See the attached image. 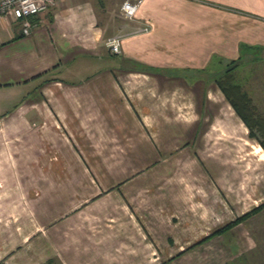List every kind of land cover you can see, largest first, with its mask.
I'll return each mask as SVG.
<instances>
[{
  "label": "crops",
  "instance_id": "crops-1",
  "mask_svg": "<svg viewBox=\"0 0 264 264\" xmlns=\"http://www.w3.org/2000/svg\"><path fill=\"white\" fill-rule=\"evenodd\" d=\"M123 1L0 16V258L264 264V207L220 229L264 201V148L215 80L256 62L264 0Z\"/></svg>",
  "mask_w": 264,
  "mask_h": 264
},
{
  "label": "trees",
  "instance_id": "trees-1",
  "mask_svg": "<svg viewBox=\"0 0 264 264\" xmlns=\"http://www.w3.org/2000/svg\"><path fill=\"white\" fill-rule=\"evenodd\" d=\"M238 61H231L228 64L227 69L222 71V75L215 79L216 84L221 89L236 114L243 121L247 129H249V134L255 135V130L260 132V134L263 136L260 140V143L264 148V117L257 113V110L253 105L249 95L242 90L239 84L234 81L232 70ZM262 207H264V201L245 213L237 216L235 219L231 220L220 229L229 227L232 223L244 219ZM0 264L8 263H6L3 258H0ZM162 264L167 263L163 262Z\"/></svg>",
  "mask_w": 264,
  "mask_h": 264
},
{
  "label": "built area",
  "instance_id": "built-area-1",
  "mask_svg": "<svg viewBox=\"0 0 264 264\" xmlns=\"http://www.w3.org/2000/svg\"><path fill=\"white\" fill-rule=\"evenodd\" d=\"M54 5V0H0V16L11 15L18 20L21 32L28 35L32 28L29 16L47 10ZM138 3L135 0H124L120 6L121 15L131 19L135 16ZM121 40L118 37H111L106 44L111 53L120 52Z\"/></svg>",
  "mask_w": 264,
  "mask_h": 264
},
{
  "label": "rangeland",
  "instance_id": "rangeland-1",
  "mask_svg": "<svg viewBox=\"0 0 264 264\" xmlns=\"http://www.w3.org/2000/svg\"><path fill=\"white\" fill-rule=\"evenodd\" d=\"M242 54L239 55V58H242L245 61L247 55H258L256 62L252 65H247L242 68V65L239 64L237 71L235 72L234 79H237L238 83L242 85L243 88L250 96L255 104L257 113L264 117V47H255V48H241ZM262 58V59H261ZM217 57L213 58V66L218 65ZM251 59V58H250ZM242 63V61H240ZM224 70V69H223ZM214 75L217 74V71H213Z\"/></svg>",
  "mask_w": 264,
  "mask_h": 264
}]
</instances>
